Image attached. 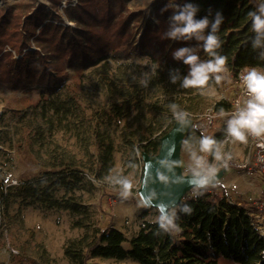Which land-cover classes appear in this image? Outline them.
I'll return each instance as SVG.
<instances>
[{
  "label": "trees",
  "instance_id": "1",
  "mask_svg": "<svg viewBox=\"0 0 264 264\" xmlns=\"http://www.w3.org/2000/svg\"><path fill=\"white\" fill-rule=\"evenodd\" d=\"M48 1L49 5L18 0L5 9L0 8V87L47 88V94L36 100L29 99V106L42 109L45 116L44 124H30L33 130L31 151L48 170L18 185L2 186L0 198L7 207L14 198L74 215L73 227L81 229L82 233L64 244V256L71 264H102L99 259L106 258L133 259L141 264H264V235L255 217L263 210L249 200H232L225 188L221 186L218 190L215 183L203 186L201 194H186L171 224L166 220L146 221L129 241L130 248L124 246L128 241L125 234L109 220L106 190L102 189L101 193L100 218L96 219L95 211L87 203V196L96 191L92 177L102 181L113 170V127L130 113L134 104L140 111L147 106L163 111L161 105L147 103L146 99L157 84L172 79L182 83L188 77L190 66L185 64L184 58L175 57L178 49L189 47L196 55L199 45V51L205 52V41L195 35L190 40L167 35L174 12L188 3L196 6L195 18L209 20L205 29L207 35L213 32L212 26L219 19L215 31L218 46L214 51L227 58L225 66L238 77L243 68L264 70V35L252 30L253 21L248 15L258 10L261 0L161 1L155 7L158 22L146 23L140 45L131 41L135 34L132 24L138 21L140 14L127 10L128 0H78L75 5L69 1L62 10L76 23L74 27L65 25L59 12L63 0ZM134 47L151 57L156 77H152L154 80L148 88L139 87L137 96L131 89H120L124 101L112 104L114 115L94 130L91 126L85 128V111L79 92L67 83L69 70L75 71L81 84L88 68L115 52L129 54ZM232 108L233 102L221 100L215 104L214 111L222 114ZM164 125L165 122L152 127L149 136L143 135L136 150L157 155L161 139L168 133L167 129L159 133ZM228 127L229 124L223 125L214 135L216 143L209 151L210 157L215 156L219 143L230 134ZM61 130L74 132L81 143L82 158L53 138L54 133ZM186 140L198 143L195 128L189 130ZM113 197L134 200L132 195L121 193H114ZM2 235L0 227V238ZM36 255L41 264L56 263L43 244L37 245Z\"/></svg>",
  "mask_w": 264,
  "mask_h": 264
},
{
  "label": "rangeland",
  "instance_id": "2",
  "mask_svg": "<svg viewBox=\"0 0 264 264\" xmlns=\"http://www.w3.org/2000/svg\"><path fill=\"white\" fill-rule=\"evenodd\" d=\"M17 1L0 0V8L5 9ZM25 1L36 4L43 2L47 5L50 3L48 0ZM69 1L75 5L78 0H63L59 12L64 24L74 27L76 23L62 10ZM161 1L164 0L127 1V10L140 14L138 21L132 24L135 34L131 41L134 45H140L148 21L153 24L158 22L155 7ZM261 4H264V0H261ZM203 35L207 36L205 30ZM199 48L198 45L196 55L200 61L210 60L208 53L199 51ZM69 73L67 83L79 92L80 104L85 111V128L91 126V130H94L98 124L107 122L114 115L112 104L123 103L124 98L119 90L128 88L137 96L139 87L148 88L151 85L154 80L152 77H156V67L148 54L134 47L129 54L115 52L88 68L81 84L73 69ZM215 75L222 77L219 83L216 82ZM185 78L182 83L175 79L161 82L150 90L146 102L161 105L163 111L151 110L150 106L140 111L139 106L134 104L130 113L119 120V123L117 119H113L119 124L111 132L115 142L113 170L105 180L99 181L92 177L96 191L87 196V203L95 211L96 219L100 218L101 193L102 189L106 190L109 194L106 201L109 220H112L113 227L125 234L128 240L124 243L126 248H130L129 241L146 221H160L165 216L157 207H147L144 202L139 201L146 156L136 150L141 137L149 136L151 128L163 122L165 125L159 133L165 129L169 132L177 123L186 124L189 129L195 128L198 143L186 140L185 134L179 152L183 175L196 173L205 179L212 177L218 190H221V186L224 187L232 200H249L258 204L263 211L255 214V217L257 227L264 235V173L250 175L233 165L248 158L252 142L248 131L245 130L246 143L227 135L219 143L214 157H210L209 151L201 147L204 137L213 139L223 125L229 124L233 118L229 113H223L217 115L212 125L208 120L210 114H216L214 106L217 102H233L238 90L237 77L224 66V71L212 74L208 85L202 90L185 87ZM42 94H47L45 86H32L30 90H15L5 85L0 87V188L18 185L48 170L40 165L31 151L33 130L30 129V124H44L45 116L42 115V109L35 110L29 106V99L36 100ZM53 138L77 153L80 158L84 156L81 143L74 132L61 130L54 133ZM203 191L202 187H194L187 192V196L201 194ZM114 193L132 195L134 200L114 198ZM11 202L8 208L3 198H0V227L3 231L0 238V264H41L36 255L37 245L40 244L51 253L56 260L55 264H71L64 256L63 247L67 239L82 233L81 229L73 227L75 216L68 211L48 210L42 205L30 204L22 199L12 198ZM177 208L178 205L169 209V219L176 217ZM99 261L102 264H141L133 259L106 258Z\"/></svg>",
  "mask_w": 264,
  "mask_h": 264
},
{
  "label": "clouds",
  "instance_id": "3",
  "mask_svg": "<svg viewBox=\"0 0 264 264\" xmlns=\"http://www.w3.org/2000/svg\"><path fill=\"white\" fill-rule=\"evenodd\" d=\"M198 8L191 3L179 7L171 17L172 27L167 33L172 38H183L190 40L193 35L199 40H204V50L214 59L201 62L198 55L193 54V49L183 47L175 52L176 58H184L185 64L190 66L188 77L184 80L185 87L204 88L208 85L211 78L210 74H218L224 71L227 58L219 56L214 49L218 46V38L215 31L220 23L217 19L213 24V32L206 37L203 35L204 30L209 25L207 17L197 20L195 14ZM259 13V14H258ZM253 21L252 30L264 35V4H261L257 11L249 14ZM259 43V40H257ZM215 80L219 83L222 80L220 75H215ZM241 80L246 85L249 99L246 106L238 110L237 114L229 121L228 131L232 137L241 142H247L245 130L260 135L264 133V72L253 67L241 73ZM216 143L211 137H204L201 141V147L205 151H210ZM201 183H206L202 180ZM162 220H166L168 224L172 220L167 216H162Z\"/></svg>",
  "mask_w": 264,
  "mask_h": 264
},
{
  "label": "water",
  "instance_id": "4",
  "mask_svg": "<svg viewBox=\"0 0 264 264\" xmlns=\"http://www.w3.org/2000/svg\"><path fill=\"white\" fill-rule=\"evenodd\" d=\"M191 129V128H190ZM186 124L177 123L162 137L157 155L145 156V174L140 189V202L147 207H157L168 217L169 209L179 206L189 190L214 183V178H203L196 173L183 175L179 152L185 134L190 130ZM206 180V183H201Z\"/></svg>",
  "mask_w": 264,
  "mask_h": 264
},
{
  "label": "built area",
  "instance_id": "5",
  "mask_svg": "<svg viewBox=\"0 0 264 264\" xmlns=\"http://www.w3.org/2000/svg\"><path fill=\"white\" fill-rule=\"evenodd\" d=\"M248 69L251 68H243L239 71L236 80L238 85V90L236 97L233 100V108L232 110L224 114L229 113L232 117H234L239 109L244 108L246 106V102L250 97L246 85L241 80V73L244 72L246 74V71ZM257 69L260 70L261 72H264L263 69L260 68ZM222 114H214V115L210 114L208 116L209 124L210 125L214 124L217 115H222ZM247 131L252 141L248 158L242 162L233 163V165L237 168L243 169L250 175H253L256 172L264 173V133L257 135L251 132L250 130Z\"/></svg>",
  "mask_w": 264,
  "mask_h": 264
},
{
  "label": "crops",
  "instance_id": "6",
  "mask_svg": "<svg viewBox=\"0 0 264 264\" xmlns=\"http://www.w3.org/2000/svg\"><path fill=\"white\" fill-rule=\"evenodd\" d=\"M232 198V197H231ZM240 201H244V200H240Z\"/></svg>",
  "mask_w": 264,
  "mask_h": 264
}]
</instances>
